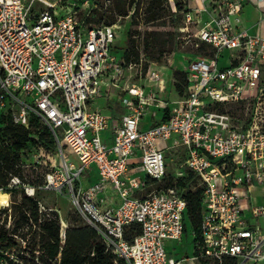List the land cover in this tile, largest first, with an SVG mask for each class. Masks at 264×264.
Wrapping results in <instances>:
<instances>
[{"label": "built area", "instance_id": "built-area-1", "mask_svg": "<svg viewBox=\"0 0 264 264\" xmlns=\"http://www.w3.org/2000/svg\"><path fill=\"white\" fill-rule=\"evenodd\" d=\"M247 1L184 0V29L195 24V45H209L212 53L190 59L182 70L184 93L176 91L172 100L161 95L166 87L159 70L142 58L126 62L114 53L116 24L89 26L78 10L59 9L66 0H0V115L10 114L27 128L37 117L51 129L62 155L59 165L51 162V151L39 147L26 153L25 166L46 165L39 188L66 189L107 250L128 264L264 261V233L249 221L264 216V35L241 25ZM90 7L83 0L77 9ZM104 87L120 89L122 116L92 107ZM153 107L163 110L164 119L142 129ZM108 129L112 137L106 142L102 132ZM65 146L82 167L68 161ZM173 153L202 188L201 223L189 231L192 256H174L167 246L188 232L183 189L148 191L149 180L168 175ZM92 165L99 178L85 186L82 173ZM184 175L179 171L175 182ZM21 182L12 176L8 187ZM24 188L36 194L35 186ZM110 188L121 198L117 206L107 204ZM0 191L10 199V192ZM135 223L141 231L129 239L127 230ZM66 227L62 220L63 236Z\"/></svg>", "mask_w": 264, "mask_h": 264}, {"label": "trees", "instance_id": "trees-1", "mask_svg": "<svg viewBox=\"0 0 264 264\" xmlns=\"http://www.w3.org/2000/svg\"><path fill=\"white\" fill-rule=\"evenodd\" d=\"M120 1L117 0L115 3L117 11L120 15H128L127 5ZM162 2L163 0L149 2L147 12L151 15L148 16L147 21L160 16V12L154 11V4L160 5ZM133 3L134 0L131 4ZM175 5L176 9L184 10V0H175ZM136 7L137 10L140 9L138 4ZM95 11L98 13L97 17L88 16L85 20L82 19L87 25H111L115 23V17L106 19L102 8ZM134 23H139L137 17L134 19ZM171 37L173 36L171 35ZM171 37L173 44V38ZM129 41L128 48L122 57L126 62L139 61L141 59L140 48L132 34L129 36ZM168 44L169 40L156 41L151 49L150 47L146 49L147 60L159 61L166 53ZM199 49L205 54H211L210 50H212L209 45L204 43L200 45ZM174 78L176 91L183 94L187 85V73L176 70ZM31 122V126L27 128L15 123L10 114L2 113L0 115V188H4L5 192H10L11 196L15 197L14 204L17 214L15 226L12 230L9 231L4 227L0 228V256L2 257V252L5 251L19 250L20 253L22 243L16 239V236L25 239L27 235H32V242L24 250L30 251L31 261L28 262L26 258L19 256L20 261L17 264H128L124 259L118 258L114 253L107 250L102 236L84 219V225H67L63 236L62 219L59 212L55 209L43 210L41 208L37 192L39 186L44 182L47 168L39 164L26 167V153L39 147H45L54 153L57 149V143L51 129L46 124L42 123L37 117H32ZM28 170L37 173L38 185L34 184V180L27 177L26 171ZM40 170L43 172L39 177L38 171ZM188 171V175L180 177L178 182H174L169 172L159 184L164 183V185L158 188L178 185L183 189L182 195L187 200L186 224H189L191 229L198 230L203 211L202 188L194 185L197 182V177L193 172ZM12 176H18L22 182L19 186L9 188L8 185ZM24 184L35 186L37 188L36 194L34 196L28 195ZM154 184H158V181L149 180L150 186ZM22 229H26V231L23 232ZM140 231L141 226L139 224H132L127 230V237L131 239L134 234Z\"/></svg>", "mask_w": 264, "mask_h": 264}, {"label": "rangeland", "instance_id": "rangeland-1", "mask_svg": "<svg viewBox=\"0 0 264 264\" xmlns=\"http://www.w3.org/2000/svg\"><path fill=\"white\" fill-rule=\"evenodd\" d=\"M91 7L90 9H77L78 5H80L83 0H66V3L59 9H62L63 13L78 10V17L80 19L85 20L86 17H97L98 13L95 11L96 9L102 10L105 13L106 19L115 17L116 24V38L113 44L114 53L118 56H123L124 52L128 48L129 45V36L132 34L133 38L136 40L137 45L140 48L141 58L148 63V65H152L155 69L159 70L164 80V84L166 87V92L163 96L169 95L173 99H177L178 95L174 91V78L173 73L176 70H185L188 68L190 59H194L197 55H205L204 52H201L199 47L195 45L196 38L195 33L197 32V27L195 24L190 23L188 25V30L184 28L187 27V23L185 20L184 12L176 9L175 2L172 0H163L160 5L154 4V11L160 12V16L154 20L147 21L149 15L147 12V7L150 1L153 0H134V3L131 4L133 0H121L127 5L129 12L128 15H120L115 7V3L117 0H112L107 4V0H90ZM137 4L140 5V9L137 10ZM195 5H199V2H193ZM97 5V7H95ZM137 17L138 24L134 23V19ZM92 25V24H91ZM252 33V32H251ZM171 35L173 37H171ZM171 38H173V44L171 42ZM159 40H169V44L166 47V53L160 58L159 61H149L146 55V49L150 47V49L155 45L156 41ZM172 44V45H171ZM212 53V50H210ZM210 55V54H209ZM223 64L226 62L223 61ZM149 81H140L139 83H143L147 85ZM153 83V82H151ZM120 89L113 88L112 100L114 106L116 107L121 103V96L119 94ZM108 96L104 94L99 97L96 101V105L102 108V111L107 112L110 105H107ZM111 109V107H110ZM43 128V127H42ZM45 130V129H44ZM64 144V142H63ZM40 154V152H38ZM177 154V153H176ZM169 154V172L170 176L173 177L174 182L176 181L177 173L181 170H184L186 176L189 171L186 170L185 165L182 164V160H179L178 154ZM180 154V153H179ZM65 155L68 161L74 162L75 165L80 168L82 167V163L78 159L77 155L70 149V147L65 146ZM62 157L60 150L57 148L54 153L51 152V162L59 165L60 158ZM42 160H48L47 156H42ZM50 161V160H48ZM47 167L46 165H43ZM94 167V166H92ZM39 177L41 172L38 171ZM145 174V173H143ZM26 175L30 180H34L36 185H38L37 173H32L31 170L26 171ZM93 175L92 171L89 169H85L82 173V178L86 181V178H91ZM154 184L149 187L148 191H151L161 185ZM195 186L198 183H194ZM194 188V186H193ZM37 198L40 201L41 208L43 210L46 209H55L59 212L61 219L65 222L66 225H84V220L82 216L76 212L73 204L70 201L69 194L66 189L62 192L58 190H47L38 188ZM14 196H11L9 199L10 205L8 207L0 206V228L4 227L9 231L13 229L15 226V220L17 218V214L15 212V204H14ZM20 200L19 198L17 199ZM254 200L260 202L262 199L260 196H254ZM11 211H8V210ZM7 214H6V213ZM9 214H12V217L9 218ZM254 226H260L262 228V232L264 233V216L259 218H251L249 220ZM188 225V232H185L183 238L181 240H167L168 251L171 252L174 256H192L194 254V248L192 245L191 234L189 233L190 225ZM23 232L26 229H22ZM16 239L22 243V249L19 253V250H15L10 255L0 256V264H17L20 261L19 256H23L31 261V253L30 251H24L26 247L30 245L32 242V235H27L25 239H21V237L16 236ZM175 248V249H174ZM23 250V251H22ZM190 263V262H189ZM260 264H264L260 262Z\"/></svg>", "mask_w": 264, "mask_h": 264}, {"label": "crops", "instance_id": "crops-1", "mask_svg": "<svg viewBox=\"0 0 264 264\" xmlns=\"http://www.w3.org/2000/svg\"><path fill=\"white\" fill-rule=\"evenodd\" d=\"M172 1H174V0H172ZM241 25L245 28H248L249 31L252 33L264 35V0H248L245 3L244 8H243L242 13H241ZM173 75H174V73H173ZM147 90H150V86H147ZM174 91L176 92V90H174ZM160 92H161V95H163L166 92V89H165V91H160ZM112 93H113V88L104 87L102 94L99 96V97H101L104 94H106L109 97L107 105H110L111 109H110V107L108 109H105V110H107V112L102 111V108H100L98 105H96V101L99 97L93 102L92 107L95 109L101 110L103 113H105L109 116L120 117L125 113V109L121 106V103L118 104L116 107L114 106L112 100H110V98L112 97ZM119 94L122 97L121 92H119ZM176 94H177V92H176ZM165 98L172 99V100L176 99V98L175 99L171 98L169 95L165 96ZM163 119H164L163 110L158 109L156 107H153L147 112V114L142 119L141 127H142V129H148L152 125H154V123H158V122L162 121ZM111 137H112V130L111 129L104 130L102 132V138L104 141L108 142ZM139 160H140V155H138L134 159V161H137V162ZM92 166H94V167H92ZM92 166L90 168H88L89 171H92V173H93V175H91V178H86L85 179L86 181H84L83 178L81 179L83 185H85V186H88V185L96 182L99 178V173H98L97 167L95 165H92ZM107 197H108V199H107L108 205L117 206L121 203V198L111 188L108 189V191H107Z\"/></svg>", "mask_w": 264, "mask_h": 264}, {"label": "bare ground", "instance_id": "bare-ground-1", "mask_svg": "<svg viewBox=\"0 0 264 264\" xmlns=\"http://www.w3.org/2000/svg\"><path fill=\"white\" fill-rule=\"evenodd\" d=\"M9 196L8 194L0 191V206L9 204Z\"/></svg>", "mask_w": 264, "mask_h": 264}]
</instances>
